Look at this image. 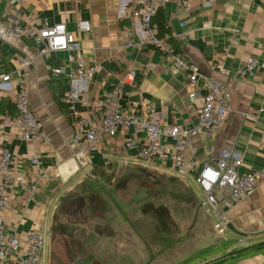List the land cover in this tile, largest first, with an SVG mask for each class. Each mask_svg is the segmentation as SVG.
Here are the masks:
<instances>
[{"label": "crops", "instance_id": "obj_1", "mask_svg": "<svg viewBox=\"0 0 264 264\" xmlns=\"http://www.w3.org/2000/svg\"><path fill=\"white\" fill-rule=\"evenodd\" d=\"M205 1L193 0L189 12L181 0H172L160 9L169 28L168 33L162 34L170 35V43L196 64L200 72L230 83L232 88V113L221 133L214 139L203 134L194 139L197 159L202 164L217 156L222 148L235 147L244 155L240 172L253 171L260 177L254 193L229 210L225 231L217 230L218 241L203 246L182 264H264V119L256 117L264 108V70L246 77L239 75L248 57L263 56L264 0H214L209 8L204 6ZM129 2L21 0L14 8L6 2L0 3V78L11 76L9 80H1L0 119L5 114L15 115L17 86L13 71L18 59L31 57L34 60L28 82L31 106L49 135L46 144L27 140L19 131L0 122V147L12 154L15 170L28 178L32 170L30 158L34 155L57 175L56 180L40 190L34 201L27 200L26 192L15 191L5 217V230L15 231L22 239V246L18 254L1 264H23L24 240L32 230H41L47 245L57 203L53 199V186L58 188L79 181L93 168L142 162L137 153L147 135L132 129L106 138L102 152L91 154L88 161L81 159V147L74 139L73 121L64 101L66 86L60 84L59 78L52 79V68L61 66L70 72L77 67L80 55L96 63L98 69L87 94L90 108L79 107L84 114L99 113L105 93L125 74L134 71L141 81L137 87H127V94L121 97V109L126 115H141L152 108L171 125L195 127L198 124L202 101L190 99L186 74L151 47L127 48L132 41L127 31L133 28ZM10 18L38 28L46 22L63 23L74 34L78 51L41 55L40 46L33 38L7 36ZM82 20L90 22V33L79 31L77 24ZM219 58L224 60L226 73L215 67ZM207 215L216 228L218 218L212 213ZM82 261L74 257L66 264H82ZM51 263L43 255L42 264Z\"/></svg>", "mask_w": 264, "mask_h": 264}, {"label": "built area", "instance_id": "obj_2", "mask_svg": "<svg viewBox=\"0 0 264 264\" xmlns=\"http://www.w3.org/2000/svg\"><path fill=\"white\" fill-rule=\"evenodd\" d=\"M171 1L130 0L127 7L131 10L133 28L127 31L132 39L127 48L151 47L164 55L180 72L186 74L190 99L194 101L200 98L202 101L197 126L171 125L165 116L152 108L141 115H126L121 109L120 100L127 94V87L135 85L134 71L125 74L105 93L100 111L95 114H84L79 109L90 108L87 94L90 81L98 69L95 62L80 55L74 70L67 72L60 66L52 68L51 72L55 76H65L70 82V89L65 94L64 101L73 121L74 139L81 147V159L88 161L91 154L102 152L103 142L108 137L118 136L131 129L136 133H145L146 141L138 148L137 158L140 161L167 164L178 175L193 177L204 194L201 207L208 214L212 213L218 218L216 229L223 233L228 225L229 210L254 193L260 174L253 171L240 172L244 155L235 147L222 148L217 156L199 163L194 139L200 134L214 139L221 133L232 113V88L230 83L200 72L196 64L188 61L182 52L170 43L169 34L159 33L155 16ZM1 2H6L14 8L21 0H0ZM192 2L193 0H181L187 12L192 9ZM213 4L214 0L204 2L206 8ZM124 14L122 11L121 15ZM77 25L80 32L92 31L88 21H79ZM7 36L33 38L40 46L41 55L78 51L74 34L69 32L63 23L51 25L46 22L43 27L38 28L31 23L22 25L16 19L10 18ZM33 66L34 60L31 57L18 59V66L13 71L17 86L14 96L16 113L3 115L0 122L19 131L24 139L46 144L49 135L31 106L28 82ZM215 67L218 71L226 73L223 58L217 59ZM261 70H264V46L263 56L248 57L239 75L246 77ZM10 77L7 74L0 78V90L3 86L1 80H9ZM256 117L264 119V108L257 112ZM30 164L32 170L28 178L15 170L12 154L0 147V264L18 254L22 246V239L15 231L8 233L5 230V217L15 191L26 192L27 200L31 202L43 187L51 184L57 177L55 170L45 168L37 155L30 158ZM24 243L23 264H42L46 245L44 233L41 230H32Z\"/></svg>", "mask_w": 264, "mask_h": 264}, {"label": "rangeland", "instance_id": "obj_3", "mask_svg": "<svg viewBox=\"0 0 264 264\" xmlns=\"http://www.w3.org/2000/svg\"><path fill=\"white\" fill-rule=\"evenodd\" d=\"M45 259L66 264H182L219 239L191 176L142 161L93 168L55 188Z\"/></svg>", "mask_w": 264, "mask_h": 264}, {"label": "trees", "instance_id": "obj_4", "mask_svg": "<svg viewBox=\"0 0 264 264\" xmlns=\"http://www.w3.org/2000/svg\"><path fill=\"white\" fill-rule=\"evenodd\" d=\"M155 22L159 25V33H168L169 32V28L167 27L166 22L164 21L163 16L160 13V10L157 12V15L155 16ZM51 76H52V79L59 78L60 84H65V86H66L65 92L66 91L68 92V90L70 89V82L66 77L55 76L54 74H52V72H51ZM136 76L137 77H136L134 87H137L141 81V77L139 75H136ZM58 103L62 105L60 97H58Z\"/></svg>", "mask_w": 264, "mask_h": 264}]
</instances>
